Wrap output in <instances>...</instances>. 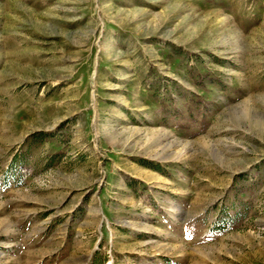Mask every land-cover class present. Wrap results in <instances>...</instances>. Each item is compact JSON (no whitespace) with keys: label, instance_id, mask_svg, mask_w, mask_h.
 I'll use <instances>...</instances> for the list:
<instances>
[{"label":"rangeland","instance_id":"374dc122","mask_svg":"<svg viewBox=\"0 0 264 264\" xmlns=\"http://www.w3.org/2000/svg\"><path fill=\"white\" fill-rule=\"evenodd\" d=\"M0 264H264V0H0Z\"/></svg>","mask_w":264,"mask_h":264}]
</instances>
